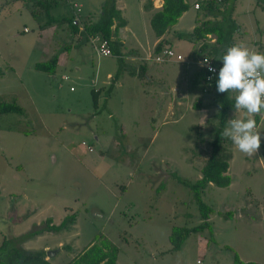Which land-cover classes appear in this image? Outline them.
<instances>
[{
  "label": "rangeland",
  "instance_id": "374dc122",
  "mask_svg": "<svg viewBox=\"0 0 264 264\" xmlns=\"http://www.w3.org/2000/svg\"><path fill=\"white\" fill-rule=\"evenodd\" d=\"M107 1L62 0L51 8V21L47 12L33 17L27 0H0V100L23 109L0 115V244L8 239L53 264H67L102 235L118 248L117 264H234L233 253L264 264V120L257 153L231 145L229 187L208 184L202 194L213 209L211 231L191 233L179 250L168 252L172 226L202 222L192 193L170 172L200 179L197 158L205 148L193 146L196 131L185 87L177 81L180 63L154 65L149 83L141 82L130 72L137 64L130 59V38L117 44L120 55L101 56L84 33H73V16L80 25L89 14L95 21ZM186 1L192 6L197 0ZM235 1L232 18L249 34L253 13L244 10L255 0ZM125 8L128 27L152 35V11L137 0H127ZM189 10L184 31L192 18L204 16V10ZM39 23L47 26L42 35ZM229 38L243 39L236 31ZM59 51L64 54L53 75L33 67ZM199 136L213 138L205 131ZM71 214L67 229L43 231L46 220L58 225Z\"/></svg>",
  "mask_w": 264,
  "mask_h": 264
},
{
  "label": "trees",
  "instance_id": "16d2710c",
  "mask_svg": "<svg viewBox=\"0 0 264 264\" xmlns=\"http://www.w3.org/2000/svg\"><path fill=\"white\" fill-rule=\"evenodd\" d=\"M31 2L33 8L30 9V13L33 17H38L42 12H49L52 7L59 5L62 0H27ZM227 0H199V8L204 10L206 13L211 14L213 17L221 15V20L218 22L216 20H203L197 24L192 33L188 36L192 41L199 42L207 38L208 35H214L216 37V44L223 46L225 43L228 44L230 38L229 35L235 30V24L231 20V5L226 4ZM257 2L264 8V0H257ZM150 4V2H148ZM106 7V11L102 15L99 21L96 23H85L83 32L86 39L98 38L106 40L109 43L112 54H116L113 44H118V30L120 27L125 25V21L121 16L119 9L115 7L114 0L111 1ZM189 9V4L185 0H163L162 7L155 11L149 21L150 27L156 37H161L169 28L177 23L181 15ZM198 22V21H197ZM73 31H77L76 26L71 25ZM162 43L159 42L155 47V52H160ZM206 48V43L202 44L200 50ZM119 55V54H118ZM111 56V55H110ZM122 60L119 58V73H121ZM222 64V63H219ZM33 67L36 70L45 72L47 74L53 75L58 67V55L55 54L51 56L46 61L36 62ZM115 77V79H116ZM136 77L141 81H144L146 76L145 65H140L138 71L136 72ZM203 77V75H202ZM206 82V81H205ZM209 85L216 83V79L206 82ZM111 85V84H110ZM108 87V92L111 90V86ZM97 94L98 91H92L93 95V106H97ZM219 99L222 103L221 116L229 109V103L225 100L224 93H218ZM15 112L22 114L23 109L21 106L15 103V101L6 102L0 100V115ZM256 122L259 120V116L256 115ZM122 140L125 138L121 130ZM231 140L224 138L219 131H216L215 138L208 141L205 145V149L200 152L197 160L202 162L200 168L201 178L191 182L186 178L181 177L177 172H170V177L176 180L177 183L182 184L192 193L193 199L197 204L198 211L200 213V218L202 222L194 227L186 226H172L171 232L168 236L170 242V249L168 252H174L179 250L184 240L191 233L202 232L203 229H209L211 231V226L208 222L210 214L213 209L203 202L202 194L206 189L208 184H213L220 188L228 187L231 183V178L227 174L229 167L230 153L228 146L231 144ZM227 143V145H226ZM225 216H230L232 212L223 213ZM74 215H68L63 219L58 225L52 224L50 219L46 220L45 228L43 231L47 232H58L62 229H67L68 224L72 223L74 220ZM69 220V221H68ZM51 223V224H50ZM41 231H36L35 234L38 235ZM34 234V235H35ZM226 249H230L226 247ZM119 250L112 244L107 238L102 235H96L89 246L74 258H72L67 264H117ZM232 261L234 264H258L254 262H242L236 253L232 254ZM0 264H53L46 256L41 252L27 251L18 248L13 245L12 241L4 239L0 244Z\"/></svg>",
  "mask_w": 264,
  "mask_h": 264
},
{
  "label": "crops",
  "instance_id": "0c3cea01",
  "mask_svg": "<svg viewBox=\"0 0 264 264\" xmlns=\"http://www.w3.org/2000/svg\"><path fill=\"white\" fill-rule=\"evenodd\" d=\"M112 0H108L106 2V7L107 5L111 2ZM138 3L140 4V7L144 10H149L152 11V14L159 10L162 7L163 0H137ZM186 1V0H185ZM199 0L195 1L192 3V6L189 4V9L192 7L193 10L195 11H203L201 9H195L194 4L198 2ZM150 2V4H148ZM236 1H233L232 4V12H231V20H233L234 16V9L236 8ZM246 2V1H245ZM127 3V0H114L115 7L120 10L121 16L123 20L125 21V25L123 27H120L118 30V39L117 41L119 42L118 44H125V41H127L128 38H130V46H132V57L130 58L131 60L137 61V64L132 67L130 72H132V75L136 77V72L138 71V67L140 65H145L146 68V78L144 81L141 82H148L149 80L152 79V73L154 74L155 72L153 71L154 65H160L164 63H180L182 65V69L180 70V73L178 74L177 81L180 83V85L183 84L185 87V95L187 97V103L189 108V116L192 117L191 120V126H192V131H196V136L194 140L195 142L198 143V146L201 150L205 148V145L208 141H211L215 138V133L216 131H219V133L223 136V130L225 127L228 126V120L231 119H236V117H239V119H245V118H255L256 115L259 116V120L257 122V129L260 125V123L264 120V113L262 114H253L250 117L246 116V113L243 110H237L234 107L235 104V96L237 93L233 90H229L228 93H224V98L225 100L229 103V109L221 116V109H222V103L219 99L218 92L216 90V83L213 85L207 84L203 77L202 73L200 70V67L198 65V60L203 54H208L210 55L213 60L216 63H222V61L219 60V58L224 54L226 49L228 47H231L233 45H240L243 47L248 48L250 51L253 52H261L264 53V8L255 0V6L251 7L250 4L249 6L245 7L246 9L244 10L245 13H249L251 11L253 13V22L254 26L251 28L250 33L248 34L247 31H242L241 28H239L238 25H236L235 21L233 20L235 24V30L233 33H236L241 36L243 39L241 40L240 43L234 42L232 40H229L228 44L225 43L223 46H220L216 44V37L214 35L212 36H207L206 39L203 41L199 42H194L192 41L188 36L192 33L193 28L199 24L200 21L203 20H216L217 22L221 20V14H219L217 17H213L211 14L206 13L203 11V18L199 19L198 17L192 18L191 22L189 23V26L186 31L182 30L181 24L183 23L184 17L187 18V14L190 11L189 9L185 11L181 17L178 19L177 23L174 24L171 28L165 32L161 37H156L154 33L152 32V35H148L146 32V29L143 30L144 36L139 35L140 33H136V31H133V29H130L128 27V21L125 19V5ZM246 4V3H245ZM244 4V6H245ZM243 6V8H244ZM79 11H80V6ZM54 10V9H53ZM48 12V17L49 20H53L50 18L51 11ZM105 11H99L100 16L93 21L92 20V15L89 14L85 19H83V23H96L97 21L100 20L102 15L104 14ZM151 14V16H152ZM151 16L148 18V22L150 21ZM233 16V18H232ZM37 18H40L38 16ZM73 19V18H72ZM198 21V22H197ZM83 25L78 24L74 25L77 28V34L79 35L80 33L83 32ZM51 25V24H49ZM47 26L43 23L38 24V31L39 34L42 35L44 31H46ZM51 27V26H50ZM49 27V28H50ZM71 27V26H70ZM26 29L24 28V31ZM132 30V31H131ZM75 31H73L74 33ZM39 38H42L40 37ZM89 42V39L86 40ZM161 42L162 47L160 51L165 48V47H170L174 52L182 54L185 57V60L183 62H176V61H167L164 63H156L152 60V56L156 53L155 47L156 45ZM206 43V48L204 50H200V47L202 44ZM135 45V46H133ZM49 46V45H48ZM48 46L46 49H48ZM114 50L116 51V55H120L121 52L119 50V47L116 44H113ZM140 51H143V54H140ZM159 53V52H157ZM64 53L59 51L58 52V66H60L61 63V56ZM66 63V62H65ZM64 63V64H65ZM149 63V64H148ZM177 82V83H178ZM179 87V86H178ZM178 87H173V90L177 92V96L182 99L183 93ZM210 97L212 98L210 102ZM206 100L207 102H204ZM170 109V106L168 107ZM176 121V120H174ZM122 132H124L123 128L121 127ZM200 131H205L213 135V138L211 140H204L199 136ZM224 137V136H223ZM225 138V137H224ZM196 143V145H197ZM231 144L227 147L228 150L230 149ZM227 145V143H226ZM202 166V165H201ZM200 166V168H201ZM229 168V167H228ZM228 171V170H227ZM231 184V183H230ZM229 187V186H228ZM242 262H246L240 258Z\"/></svg>",
  "mask_w": 264,
  "mask_h": 264
},
{
  "label": "clouds",
  "instance_id": "9594fccd",
  "mask_svg": "<svg viewBox=\"0 0 264 264\" xmlns=\"http://www.w3.org/2000/svg\"><path fill=\"white\" fill-rule=\"evenodd\" d=\"M219 60L222 67L216 78L217 92L235 91L234 107L243 110L247 117L264 113V53L233 45L226 49ZM208 70L216 71L211 67ZM223 136L249 156L257 153L261 146V132L257 131V122L253 118L228 120Z\"/></svg>",
  "mask_w": 264,
  "mask_h": 264
},
{
  "label": "built area",
  "instance_id": "2783aa9c",
  "mask_svg": "<svg viewBox=\"0 0 264 264\" xmlns=\"http://www.w3.org/2000/svg\"><path fill=\"white\" fill-rule=\"evenodd\" d=\"M202 1V0H201ZM199 3L196 2L194 4L195 9L199 8ZM72 8L76 9L79 12V7L76 3L72 5ZM78 17L73 16L71 21L72 25L78 24ZM91 43L93 44L95 50L101 56H110L112 55L111 49L109 47V43L106 40L94 38L91 39ZM152 60L156 63H164L167 61H176V62H183L185 60L182 54L174 52L170 47L163 48L159 53H155L152 56ZM198 65L200 67L201 73L203 75V79L206 82H210L217 78V74L219 69L222 67V64L216 63L213 58L208 54H203L199 60ZM209 67L216 69L214 72H210L208 69Z\"/></svg>",
  "mask_w": 264,
  "mask_h": 264
},
{
  "label": "water",
  "instance_id": "95a60500",
  "mask_svg": "<svg viewBox=\"0 0 264 264\" xmlns=\"http://www.w3.org/2000/svg\"><path fill=\"white\" fill-rule=\"evenodd\" d=\"M93 210L96 211L95 209H93ZM96 212H98V211H96ZM53 253H54V252L49 251V252L47 253V256L49 257V256H51Z\"/></svg>",
  "mask_w": 264,
  "mask_h": 264
}]
</instances>
